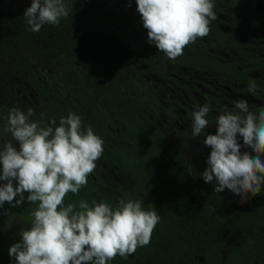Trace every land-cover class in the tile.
<instances>
[{
	"label": "flooded vegetation",
	"instance_id": "af4514ba",
	"mask_svg": "<svg viewBox=\"0 0 264 264\" xmlns=\"http://www.w3.org/2000/svg\"><path fill=\"white\" fill-rule=\"evenodd\" d=\"M65 3L67 18L34 33L23 17L31 0H0V128L11 108H32L34 120L43 113L44 123L55 120L57 125L69 112L79 115L82 125L104 141L96 169L82 187L98 195L93 201L113 207L121 199L147 204L144 166L134 164L139 155L143 162L154 154L175 169L201 173L210 148L202 143L203 133L191 139L184 135L190 134L197 106L212 105L205 134H215L216 117L239 99L252 111L264 108V0H216L218 18L209 35L189 44L175 60L147 43L135 0ZM250 80L258 85L253 93L247 90ZM209 185L217 197L240 201L227 189L216 193L215 180ZM185 197L195 208L213 209L188 189ZM36 207L25 199L18 207L5 203L0 208V264L6 259L16 264L1 248L20 241ZM14 223L18 227L12 229ZM250 232L236 228L232 237L221 240L220 264H247L229 253L264 248L247 243ZM254 233H264V225L256 224ZM250 264L261 262L252 258Z\"/></svg>",
	"mask_w": 264,
	"mask_h": 264
},
{
	"label": "clouds",
	"instance_id": "9594fccd",
	"mask_svg": "<svg viewBox=\"0 0 264 264\" xmlns=\"http://www.w3.org/2000/svg\"><path fill=\"white\" fill-rule=\"evenodd\" d=\"M135 3L147 43L170 60L208 36L218 18L216 0ZM68 15L65 0H31L23 17L36 33ZM257 87L250 80L247 90L253 93ZM211 107L210 103L196 107L190 134L184 135L191 139L203 133L202 143L210 148L203 181L215 180L216 193L227 189L246 203L264 186V108L252 111L245 99H239L216 117L215 134H205ZM34 116L32 108H11L0 128V141L10 137L0 142V208L5 203L18 207L25 199L37 205L31 226L9 247V256L16 264H109L117 255L127 257L147 246L160 217L155 209L145 210L142 201L121 199L115 207L84 200L65 203L69 193L77 195L87 185L103 154V139L74 113L61 117L58 125L55 120L44 123L43 113L38 120Z\"/></svg>",
	"mask_w": 264,
	"mask_h": 264
},
{
	"label": "trees",
	"instance_id": "16d2710c",
	"mask_svg": "<svg viewBox=\"0 0 264 264\" xmlns=\"http://www.w3.org/2000/svg\"><path fill=\"white\" fill-rule=\"evenodd\" d=\"M151 157V161L143 162L139 155L134 164L144 166L141 179L147 185L150 199L143 207L145 210L155 209L160 221L147 246L138 248L132 256L117 255L109 264H220L221 255L217 247L221 240L232 237L236 228L251 231L247 242L250 246L264 245V233H254L256 224L264 225V193L250 197L243 204L233 198L224 200L214 194L201 173L192 171L189 174L173 168L164 158L154 154ZM158 181L161 183L159 186ZM154 186L160 189V194L155 192ZM187 189L212 203L213 209L190 205L185 197ZM95 197L98 195L92 189L81 188L77 195L69 193L65 203L84 200L91 205ZM1 249L8 255L9 248ZM240 253L242 255L238 256ZM229 254L247 264L252 258L264 264V248H249L243 252L232 250ZM194 256L201 257V262ZM228 259L225 258V262ZM9 260L6 259L5 264Z\"/></svg>",
	"mask_w": 264,
	"mask_h": 264
},
{
	"label": "rangeland",
	"instance_id": "374dc122",
	"mask_svg": "<svg viewBox=\"0 0 264 264\" xmlns=\"http://www.w3.org/2000/svg\"><path fill=\"white\" fill-rule=\"evenodd\" d=\"M15 227L17 228L18 227V224L14 223L13 225H11V228L12 229H15Z\"/></svg>",
	"mask_w": 264,
	"mask_h": 264
}]
</instances>
